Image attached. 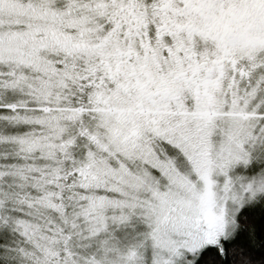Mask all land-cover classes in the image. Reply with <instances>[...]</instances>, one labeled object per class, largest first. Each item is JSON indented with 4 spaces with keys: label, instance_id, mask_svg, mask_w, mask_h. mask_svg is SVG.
Returning a JSON list of instances; mask_svg holds the SVG:
<instances>
[{
    "label": "snow or ice",
    "instance_id": "1",
    "mask_svg": "<svg viewBox=\"0 0 264 264\" xmlns=\"http://www.w3.org/2000/svg\"><path fill=\"white\" fill-rule=\"evenodd\" d=\"M0 264H264V0H0Z\"/></svg>",
    "mask_w": 264,
    "mask_h": 264
}]
</instances>
